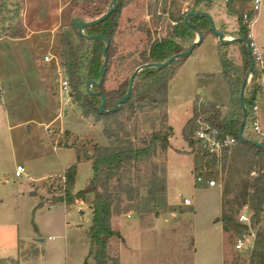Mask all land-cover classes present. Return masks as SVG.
I'll return each mask as SVG.
<instances>
[{
  "label": "rangeland",
  "instance_id": "rangeland-1",
  "mask_svg": "<svg viewBox=\"0 0 264 264\" xmlns=\"http://www.w3.org/2000/svg\"><path fill=\"white\" fill-rule=\"evenodd\" d=\"M3 1L8 12H3L0 24V75H4L2 77L5 80L0 84V92L3 96L1 104L4 100L12 104L17 98L20 100L22 97L23 86L16 79L20 67L25 71L37 72L46 92L45 109L48 115L57 118L62 114L63 116L73 114L84 122L74 121L70 124V128L77 134L72 146L78 147L81 157L87 152L93 154L94 148L100 145L108 147L131 141L135 148H143L149 143L154 132L162 131L173 138L175 135L173 127L175 128L176 139L173 144L177 148L175 149L178 154L177 161L167 159L169 148L166 151L158 148L152 158L126 165L116 170L110 178L114 196L113 217L123 220L138 219L146 227L156 228L155 220L159 217L165 218L171 212L180 214V230H177L175 236L168 232L167 227H162L163 231L157 233L155 243L150 244L151 249L157 252L159 264H178L174 259H180V264H186L195 244L194 207L200 221H205L215 207L212 199L216 198L212 196L214 191L203 190L207 186L196 182L198 169L203 164L207 170L213 169L212 175L218 184L215 189L222 195L226 194L222 200L223 211L218 215L219 222L222 223L223 214L232 216L239 222L240 215L245 210L252 219L250 235L236 232L233 228L225 234L226 264H264V211L256 216L249 207L250 197L247 196L249 192L247 186L263 174L264 162L260 158L247 155L239 145H236L230 154L224 156L220 168L215 169L216 164L210 160L204 162L205 156L200 151L197 152L189 144L188 147L183 145L181 126L185 121L192 119L194 112L202 105L219 106L222 117L227 116L233 109L231 93L227 94L226 85L223 90L227 95L222 93V80H218L221 92L218 90L219 100L215 105L200 103V99L196 98L198 76L207 78V74H213L217 79L220 77L222 66L218 55L219 37L212 31L193 54L187 57L184 65L170 82L167 96L136 101L134 105L126 106L118 114L107 118H97L94 115L84 117L83 108L71 97L72 88L69 95H64V101L60 98L57 62L45 65L42 59L51 53L55 58L60 59V63L62 62L64 66L62 53L65 51V37L70 35L75 50L81 42L72 25L74 20L83 18L90 21L91 17L104 14L110 8L112 0ZM252 9L253 0H125L117 17L112 43L113 57L105 76V92L111 93L122 89L132 74L143 64V55L146 54V59H149L150 48L155 42L173 41L177 45V51L189 50L198 38L197 34L192 30L186 33L187 36L178 37L175 33L176 21L180 22L187 13H209L217 31L229 35L235 31L238 17L244 18L246 14L249 18L254 16ZM224 14H230L231 17L228 19ZM200 22L211 30L210 22L206 18H202ZM258 24H254L251 28L253 36L258 31ZM26 38H28V48L23 41ZM21 42L24 44L20 45ZM253 42L256 43L255 38ZM257 47L256 50L259 51ZM238 50L236 46L223 49V52L229 56L233 54L238 56ZM238 62V66L242 67L243 57ZM260 71L261 69H258V74ZM66 77L68 78V75ZM260 80L261 78L258 80L256 78L254 84L260 85ZM248 84H251L250 78ZM169 109L173 113V127L169 125ZM50 131L54 142L59 141L61 145L68 146V136L62 139L58 137L61 132L59 126L53 125ZM251 137L262 141L255 133ZM43 141L46 143L45 140ZM33 148L34 142L31 140L29 150L32 152ZM167 164L172 167L190 166L192 170L190 172L187 170L182 177L172 175L168 183ZM207 176L210 177V174ZM6 177L8 187L18 186L19 181L14 179L10 167L7 169ZM79 185L83 187V182L81 181ZM47 186L52 196L50 200L53 203L57 202L64 193L60 179L57 177L49 179ZM175 193L191 198L193 205L184 207ZM90 196L92 204L94 195ZM212 219L216 223V218ZM45 222L47 224L51 222L53 227L50 230L57 232L60 225H57L56 218L46 219ZM239 239L243 242L241 250L236 249ZM119 245L118 239L113 244L109 243L110 260L107 264L119 263L117 253ZM36 251L38 254H35ZM42 253L41 249L35 246L20 245L19 255L13 260H16L17 264H38ZM78 253L73 247L66 252V255L79 259ZM4 262L6 260L0 263Z\"/></svg>",
  "mask_w": 264,
  "mask_h": 264
},
{
  "label": "crops",
  "instance_id": "crops-1",
  "mask_svg": "<svg viewBox=\"0 0 264 264\" xmlns=\"http://www.w3.org/2000/svg\"><path fill=\"white\" fill-rule=\"evenodd\" d=\"M224 15L228 19L231 17L230 14ZM254 24L259 26L255 36L251 30L252 38L253 40L255 38L258 52L264 60V0L260 2ZM28 38L23 40L27 48ZM226 38L236 39L237 37ZM24 43L21 42L20 45ZM236 46L238 45L231 47L235 48ZM238 48V56L230 55L236 59L237 63L242 58L240 47L238 46ZM2 76L4 75H0V77ZM207 76V78L201 76L196 78L198 85L196 98L200 99V103L215 105V102L219 100L218 90L221 92L218 80H222L223 94H230V88L222 76V71L219 79L213 74H207ZM3 78L0 79V84L5 81ZM16 79L23 86L22 97L20 100L17 98L12 104L4 100L0 105V262L17 258L20 245H32L43 252L38 264H95L90 256L91 242L88 238L94 217L90 196L92 194H88L85 200H75L72 204L53 203L50 200L52 196L49 186H47L49 179L57 177L60 179L61 186L64 187L65 172L75 164L77 172L72 190L74 196L83 191L93 179L92 162L85 161L83 158L78 161V147L72 146L77 134L70 128V124L74 121L84 122L80 118L74 117L73 114L67 116L62 114L57 118L48 115L45 109L46 92L37 72L25 71L20 67ZM225 85L228 87L227 94L223 90ZM260 85L262 92L258 97V123L259 136L264 137V78L260 80ZM215 107L220 110L219 106ZM172 116L173 113L169 109L168 119L171 127H173ZM188 121H185L181 126L182 136ZM53 125L61 128L58 135L60 139L69 137L68 146L61 145L58 143L59 141L54 142L51 138L50 128ZM173 134H175L173 138H169L170 147L167 159L177 161L178 154L175 152L177 148L173 144L176 139L174 127ZM31 140L34 142L32 152L29 150ZM183 145L188 147L185 140ZM104 147L107 146L104 145ZM88 153L92 155L91 152ZM18 166L25 169L20 178H17L15 174ZM9 167L14 179L19 181L16 188L7 186L6 175ZM166 169L168 183H170L172 175L182 177L187 170L190 172L192 167H172L167 164ZM81 181L83 187L79 185ZM210 189L214 191L212 196L216 197L212 198L215 207L205 221H200L196 207H194L195 244L186 264H225V234L223 224L219 222L218 218V215L223 211V195L215 188L207 187L203 190ZM179 195L181 193H175L177 199H179ZM179 215L176 212H171L165 218L164 216L159 217L155 220L156 228L146 227L138 219L123 220L112 216V229L119 233L121 238H112L109 243L113 244L116 239L120 242L117 252L119 264H159L160 259L157 258V252L151 249L150 244L155 243L157 233L163 231L162 227H167L168 232L175 236L177 230H180L179 219L181 218ZM214 217L216 223L212 219ZM55 218L58 220L57 225H60L56 233L50 230L53 227L52 223L45 222L46 219ZM73 247L79 252V259L66 255V252ZM174 260L178 264L181 262L180 259Z\"/></svg>",
  "mask_w": 264,
  "mask_h": 264
},
{
  "label": "trees",
  "instance_id": "trees-1",
  "mask_svg": "<svg viewBox=\"0 0 264 264\" xmlns=\"http://www.w3.org/2000/svg\"><path fill=\"white\" fill-rule=\"evenodd\" d=\"M124 2L125 0H116L117 9L104 22L87 28L84 31V34H80L78 29L74 28L81 41L76 50L72 45L70 35L65 37V51L62 53V59L64 61L70 86L72 88L71 97L75 103L79 104L83 108L84 117L94 115L97 118H107L118 114L126 106L134 105L136 101L140 102L148 98L155 99L160 96H167L170 82L176 76L178 70L184 65V61L187 59V57H179L167 67L158 68L152 66L142 69L135 77L131 98L114 112L112 109L115 107L116 102L128 93L130 80L127 81L125 86L119 91L106 93L104 90V81L100 87H91V92L93 94L88 93L86 89L88 82H100L101 69L104 65L103 50L106 47V43L104 41L92 40L88 38L100 37L109 40L110 47L107 55L108 64L104 68L107 74L113 57L112 43L117 25V17L123 8ZM112 7L113 0L110 5V8ZM108 10L104 14L91 17L90 21L101 18L107 14ZM3 12L5 13L8 11L6 10L5 1L0 0V24ZM201 19L202 18L191 17L189 19V23L199 29L204 40L206 36L212 33V28L210 30V27L208 28L207 26H203L200 22ZM81 20L83 22H90L83 18H81ZM176 23L175 33L178 37H185L187 36V32L192 31V29L185 22V18H182L180 22L176 21ZM250 32L251 29L244 23L243 16H240L238 17L235 31L229 35H224L225 37H237L236 39L247 40L254 62L253 72H251L250 69V57L247 43L234 42L226 45L220 42L218 45V55L222 66V76L230 88L233 109L230 110L227 116L222 117L221 111L217 107L212 105H202L200 112L196 110L192 119L185 125L183 129V138L190 147H193L194 142L191 137L196 130L197 119L200 115H206L207 122L219 130L222 138H225L227 135L234 136L238 141L239 147L242 148L247 155L260 158L264 162V150L259 149L252 143L254 141H258L250 136H247L245 131L243 133V137L246 140H243L239 136V131L242 128L244 120V113L240 102V91L244 80L252 76L251 84L247 83L243 96L244 105L248 112L247 122L251 120V117L253 116L258 95L260 94V91H262L260 85L254 84L258 71L256 68V53L254 48L251 46L252 39L249 37ZM200 45L196 46L194 50H196ZM233 45H238L240 47L243 57L242 67L238 66L234 57H231L227 53L223 52V49H228ZM176 48L177 45L173 41L164 40L161 42H155L150 48L149 59H146V54L143 55L144 62L142 65L166 63L173 56L183 53V50L177 51ZM97 94H103L105 96L107 112L102 113L100 111L102 99L96 96ZM2 97V93L0 92V104ZM169 138V135L164 134L162 131H158L152 134L149 143L143 148H135L134 144L129 141L123 145H112L108 147L97 146L94 148L92 155H89L87 152L83 157L80 156V152L77 150L78 161L83 158L85 161L92 162L94 177L83 191L78 192L74 196L72 194V190L75 185L77 165L75 164L67 169L65 172L64 193L63 196L58 198L57 202L72 204L75 200H85L88 194L94 195V201L92 203L94 209L93 225L89 229L88 238L91 242L90 256L93 257L96 264H107L110 260L108 255L109 241L115 237L121 238L120 234L115 232L111 225L114 199L110 185L111 176L116 170L123 168L126 165H130L134 162L140 161L141 159L152 158L157 153L158 148L166 151L170 147ZM261 143L264 145V137H262ZM247 187L249 189L247 196L250 197L249 207L254 211L255 215L258 216L264 211V171L261 176L254 179ZM225 195L226 194L224 193L223 200ZM222 223L224 234L229 233L231 228H233L236 232L248 233V235L251 233V227L239 223L232 216L223 214ZM34 228L36 230L35 226ZM35 254H38V252L36 251Z\"/></svg>",
  "mask_w": 264,
  "mask_h": 264
},
{
  "label": "built area",
  "instance_id": "built-area-1",
  "mask_svg": "<svg viewBox=\"0 0 264 264\" xmlns=\"http://www.w3.org/2000/svg\"><path fill=\"white\" fill-rule=\"evenodd\" d=\"M261 0H253V13L254 16L250 17L246 14L244 15V23L249 26L251 29L255 20V14L259 10ZM249 37L252 39V48H254L256 53V68L261 71L259 72L257 77L258 78H264V60L262 55L256 50V46L253 42L252 34L250 32ZM54 61L57 62L58 66V72L60 77V85H59V95L60 98L63 99L64 95H69L71 91V86L69 83L68 78L66 77V70L64 69L63 63H60V59L55 58L51 53H48L43 58V64L48 65L53 63ZM252 81V76L249 77ZM259 97V96H258ZM258 100L255 104V108L253 111V116L251 117V120H249L245 127V133L247 136H250L255 133L259 136V123H258ZM202 107V106H201ZM201 107L197 109L199 112L201 110ZM192 141L194 142L193 149L195 148L198 151L201 152L203 156H205L204 162L207 160H210L212 163L216 164L215 169L220 168L221 161L224 158L226 154H230L233 150V148L238 145L237 139L232 135H227L225 138H222L220 136L219 130L211 126L206 119V115H200L196 122V130L191 137ZM262 139V137H261ZM258 141V140H257ZM261 143V141H258ZM25 169L22 166H18L16 169V177L20 178L22 174H24ZM213 169L207 170L206 167H204V164L201 168L198 169L196 182L199 185L205 184L208 188H216L217 187V180L212 175ZM210 174V177L207 175ZM65 182V181H64ZM179 199L181 200V205L185 207H190L193 205L192 199L189 197H184L182 195H179ZM239 223L251 226V217L249 216V213L247 210L243 211L239 218ZM243 247L242 239H239L238 244L236 245L237 250H241ZM0 264H17L16 260L8 259L4 263Z\"/></svg>",
  "mask_w": 264,
  "mask_h": 264
},
{
  "label": "water",
  "instance_id": "water-1",
  "mask_svg": "<svg viewBox=\"0 0 264 264\" xmlns=\"http://www.w3.org/2000/svg\"><path fill=\"white\" fill-rule=\"evenodd\" d=\"M116 9H117L116 0H113V7L110 8L108 10L107 14H105L101 18L96 19L94 21H90V22H83L81 19H75L74 22L72 23V25H73V27L75 29H78V31H79L80 34H84V31L87 28L96 26V25L104 22ZM191 17H194V18H206L210 22L212 31L219 37L220 42L223 43V44L229 45V44H232L234 42H245V43H247V40H245V39H227L223 33L217 31V29L215 27V24L213 22V19H212V17L208 13H196V12L187 13L185 15V22L188 24V26L198 36V38L195 40V42L193 43V45L191 46V48L188 51H186V52H183V53H180V54H177V55L173 56L166 63H163V64H145V65H142L141 67H139L132 74V76L130 78V84H129L128 93L123 98H121L120 100H118L116 102L115 107L112 109L113 112L116 111L121 105H123L124 103H126L131 98L132 92H133V87H134L135 77H136V75L142 69L147 68V67H152V66L158 67V68H160V67H167V66L171 65L177 58H179V57H189V56H191L193 54L194 49L196 48V46H198V45H200L202 43L203 37H202V34L199 31V29L195 28L193 25H191L189 23V19ZM88 39H92V40H102V41H104L106 43V47L103 50V54H104V65H103V67L101 69V79H100V82L99 83L88 82L87 85H86L87 92L90 93V94H93L91 92V87H100L103 84V82L105 81L106 72H105L104 68L108 64V57H107V55H108V50H109V47H110V42H109V40H107L105 38H100V37H92V38H88ZM247 45H248V49H249L250 69H251V72H253L254 71V62H253V59H252V52H251V49H250V46H249L248 43H247ZM247 83H248V78H246L244 80L243 85H242V88H241V91H240V102H241V107H242L243 113H244V120H243V123H242V128L239 131V136L243 140H246L243 137V133H244V130H245V127H246V124H247V116H248V112H247V110L245 108L244 100H243L244 90H245V87H246ZM96 96H98V97H100L102 99V105L100 107V111L102 113L107 112V110H106V98H105V96L103 94H97ZM252 143L256 147H258L259 149L264 150V145L262 143L255 142V141L252 142Z\"/></svg>",
  "mask_w": 264,
  "mask_h": 264
}]
</instances>
